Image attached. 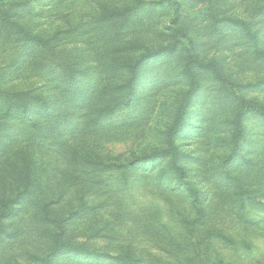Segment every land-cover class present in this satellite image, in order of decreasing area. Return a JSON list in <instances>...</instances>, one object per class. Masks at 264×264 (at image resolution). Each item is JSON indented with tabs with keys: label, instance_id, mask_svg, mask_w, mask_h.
I'll return each mask as SVG.
<instances>
[{
	"label": "rangeland",
	"instance_id": "374dc122",
	"mask_svg": "<svg viewBox=\"0 0 264 264\" xmlns=\"http://www.w3.org/2000/svg\"><path fill=\"white\" fill-rule=\"evenodd\" d=\"M0 264H264V0H0Z\"/></svg>",
	"mask_w": 264,
	"mask_h": 264
},
{
	"label": "trees",
	"instance_id": "16d2710c",
	"mask_svg": "<svg viewBox=\"0 0 264 264\" xmlns=\"http://www.w3.org/2000/svg\"><path fill=\"white\" fill-rule=\"evenodd\" d=\"M178 170L182 172V169H181V167H179V168H178Z\"/></svg>",
	"mask_w": 264,
	"mask_h": 264
}]
</instances>
